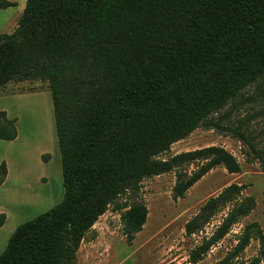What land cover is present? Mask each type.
Returning a JSON list of instances; mask_svg holds the SVG:
<instances>
[{
  "label": "trees",
  "instance_id": "obj_1",
  "mask_svg": "<svg viewBox=\"0 0 264 264\" xmlns=\"http://www.w3.org/2000/svg\"><path fill=\"white\" fill-rule=\"evenodd\" d=\"M15 5L0 0V9ZM35 80L50 90L63 199L14 230L0 264H75L112 205L130 243L148 215L137 199L145 179L173 173L176 201L212 170L239 173L220 146L159 158L197 129L233 137L264 172V0H25L16 29L0 33V89ZM15 122L0 111L1 141L17 138ZM6 177L2 162L0 185ZM244 189L224 187L185 224L190 237L226 209L190 263L252 212ZM124 195L135 199L115 204ZM251 239L259 256L250 264H264L256 223L215 264H232Z\"/></svg>",
  "mask_w": 264,
  "mask_h": 264
},
{
  "label": "rangeland",
  "instance_id": "obj_2",
  "mask_svg": "<svg viewBox=\"0 0 264 264\" xmlns=\"http://www.w3.org/2000/svg\"><path fill=\"white\" fill-rule=\"evenodd\" d=\"M10 1L16 5L0 10V33L9 34L16 29L25 6V0ZM0 110L15 119L17 129L16 140L0 141V161L5 162L8 169L5 184L0 187V213L7 216L0 228L1 254L19 225L62 201L63 185L48 83L40 80L8 83L0 89ZM260 128L257 130H262ZM209 146H220L231 153L241 166L240 172L228 174L222 168L212 170L190 188L184 198L176 201L172 199L173 173L143 180L137 199L146 206L148 215L142 231L128 243L120 212L112 205L85 234L75 264H192L190 252L214 231L226 209L190 237L185 234V224L198 215L209 198L230 184L245 186L242 196L252 197L255 207L197 264H215L224 258L248 224L256 223L264 235V172L258 164L246 161L236 139L215 130L197 129L159 158L164 160ZM192 170V167L188 169ZM134 199L124 195L115 204ZM258 256L259 243L251 239L232 264H250Z\"/></svg>",
  "mask_w": 264,
  "mask_h": 264
},
{
  "label": "crops",
  "instance_id": "obj_3",
  "mask_svg": "<svg viewBox=\"0 0 264 264\" xmlns=\"http://www.w3.org/2000/svg\"><path fill=\"white\" fill-rule=\"evenodd\" d=\"M8 1H10V0H8ZM12 2V1H11ZM0 10H3V9H0ZM1 111V110H0ZM16 140V139H15ZM1 141V140H0ZM7 142H11V141H7ZM3 161H0V163H2ZM7 167V166H6ZM7 174H8V169H7ZM5 184V182L2 184V185H0V187L1 186H3ZM6 219H7V216H6Z\"/></svg>",
  "mask_w": 264,
  "mask_h": 264
}]
</instances>
